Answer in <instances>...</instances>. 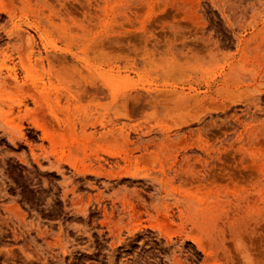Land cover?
Segmentation results:
<instances>
[{
	"label": "rangeland",
	"instance_id": "374dc122",
	"mask_svg": "<svg viewBox=\"0 0 264 264\" xmlns=\"http://www.w3.org/2000/svg\"><path fill=\"white\" fill-rule=\"evenodd\" d=\"M0 264H264V0H0Z\"/></svg>",
	"mask_w": 264,
	"mask_h": 264
},
{
	"label": "bare ground",
	"instance_id": "6f19581e",
	"mask_svg": "<svg viewBox=\"0 0 264 264\" xmlns=\"http://www.w3.org/2000/svg\"><path fill=\"white\" fill-rule=\"evenodd\" d=\"M13 77H14V76H13ZM13 77H12V78H13ZM13 79L15 80V78H13Z\"/></svg>",
	"mask_w": 264,
	"mask_h": 264
}]
</instances>
